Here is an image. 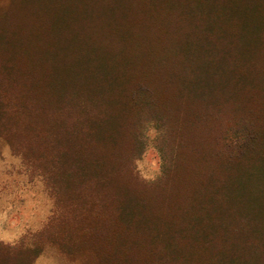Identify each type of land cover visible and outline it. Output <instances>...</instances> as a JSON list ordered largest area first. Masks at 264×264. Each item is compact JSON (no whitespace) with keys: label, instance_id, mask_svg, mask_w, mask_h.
Here are the masks:
<instances>
[{"label":"trees","instance_id":"1","mask_svg":"<svg viewBox=\"0 0 264 264\" xmlns=\"http://www.w3.org/2000/svg\"><path fill=\"white\" fill-rule=\"evenodd\" d=\"M0 139L75 264H264V0H9ZM152 126L161 168L134 162Z\"/></svg>","mask_w":264,"mask_h":264},{"label":"rangeland","instance_id":"2","mask_svg":"<svg viewBox=\"0 0 264 264\" xmlns=\"http://www.w3.org/2000/svg\"><path fill=\"white\" fill-rule=\"evenodd\" d=\"M9 0H0V13L8 10ZM147 146L135 160L134 169L143 181H154L161 168V158L155 147L156 130L145 132ZM52 201L36 174H30L21 156L11 151L0 139V242L11 248L10 260L17 249L33 247V236L39 232L50 214ZM32 264H75L51 246L43 249Z\"/></svg>","mask_w":264,"mask_h":264}]
</instances>
